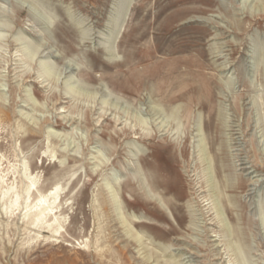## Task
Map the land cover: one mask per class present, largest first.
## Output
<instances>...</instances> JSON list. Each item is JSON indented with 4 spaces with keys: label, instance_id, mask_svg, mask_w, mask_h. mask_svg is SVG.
Segmentation results:
<instances>
[{
    "label": "rangeland",
    "instance_id": "obj_1",
    "mask_svg": "<svg viewBox=\"0 0 264 264\" xmlns=\"http://www.w3.org/2000/svg\"><path fill=\"white\" fill-rule=\"evenodd\" d=\"M127 1L0 0V264H264V0Z\"/></svg>",
    "mask_w": 264,
    "mask_h": 264
},
{
    "label": "bare ground",
    "instance_id": "obj_2",
    "mask_svg": "<svg viewBox=\"0 0 264 264\" xmlns=\"http://www.w3.org/2000/svg\"><path fill=\"white\" fill-rule=\"evenodd\" d=\"M128 1L127 0H121V7L119 8V12H118V14H117V17L114 19V26H113V32H116V31H118V26L123 22V17H124V14L126 13V12H128V10H129V7L127 8V3ZM47 64V63H46ZM47 66H48V64L45 66L46 68H47ZM45 68V69H46ZM47 70V69H46ZM76 93V92H75ZM106 102V101H105ZM0 112H2V110H0ZM176 121V120H175ZM145 173H146V171H145ZM135 176H136V179H137V181H138V183H139V186L141 187V189H143L144 190V193H145V195H147L149 198H151L152 200H156V201H158V202H161V205L162 204H165L164 202H162V200L161 199H159L160 197H158L159 195L158 194H156V193H154L153 192V188H152V183L149 181V179L148 178H146V176L144 175V172L141 170V171H139L138 169L137 170H135ZM117 181H118V179H117ZM151 183V184H150ZM35 183L33 182V185H34ZM108 185V186H107ZM106 186L107 187H110V189H114V184L112 185L111 183H109V184H107ZM29 191H30V189H29ZM54 191V190H53ZM116 191L114 190L113 192H112V194L113 193H115ZM156 192V191H155ZM8 193H9V190L8 191H5L4 193H3V199H5L6 197H7V195H8ZM54 194V192H51V195H53ZM115 196H116V194H115ZM117 198V197H116ZM44 199L45 198H43L42 200H39V202H37V204L33 207V208H30V206H26L25 207V209L27 210L26 211V215H28V216H30L31 218V224H33V225H37V223H39L40 224V222H42L43 220H44V216H45V212H46V210H49L50 208H46V209H44V208H42V209H40L39 210V208H40V205L42 204V202L44 201ZM160 200V201H159ZM18 201H19V199L18 198H16V200L15 201H10V204H11V209L12 208H19V203H18ZM115 202H118V201H115ZM119 204V203H118ZM163 206V205H162ZM165 206H166V204H165ZM164 206V207H165ZM166 208V207H165ZM122 209V208H121ZM51 210V209H50ZM119 211H120V208L118 209ZM123 213V212H122ZM120 214V213H118V215H120V217H118L119 218V220L121 219V220H123V223L126 225L127 224V227H128V225L130 226V224H129V222L128 221H126L125 220V218H124V216H123V214ZM221 213V212H220ZM220 215H222V213L220 214ZM120 220V221H121ZM123 224V225H124ZM228 226V225H227ZM130 228V227H129ZM130 230V229H129ZM134 237H135V240H139V238L141 237V235H139V233L138 232H135L134 234ZM140 241V240H139ZM139 241H138V243H139Z\"/></svg>",
    "mask_w": 264,
    "mask_h": 264
}]
</instances>
